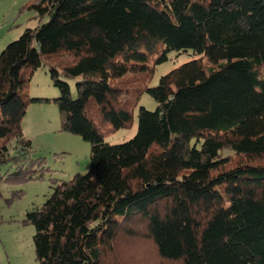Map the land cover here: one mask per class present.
Segmentation results:
<instances>
[{"label": "trees", "instance_id": "trees-1", "mask_svg": "<svg viewBox=\"0 0 264 264\" xmlns=\"http://www.w3.org/2000/svg\"><path fill=\"white\" fill-rule=\"evenodd\" d=\"M46 20L0 52L1 181L39 176L21 119L53 100L61 128L90 142L86 172L53 186L25 219L39 264H264V0H36ZM162 45L161 50L159 47ZM197 56L139 89L116 86L170 50ZM58 54L60 94L27 98L21 68ZM137 129L104 140L99 125ZM153 144H156L153 147ZM153 147V148H151ZM21 190H12L19 196ZM1 194V191H0Z\"/></svg>", "mask_w": 264, "mask_h": 264}, {"label": "rangeland", "instance_id": "rangeland-1", "mask_svg": "<svg viewBox=\"0 0 264 264\" xmlns=\"http://www.w3.org/2000/svg\"><path fill=\"white\" fill-rule=\"evenodd\" d=\"M36 0H0V52L4 46L17 38L26 27H34L41 20L39 11L34 6ZM162 45L159 47L161 50ZM158 52H150L147 67L144 70H129L115 77L116 86L128 88L135 93L147 86L156 85L166 71L197 55L191 50H170L167 58L156 62ZM58 54L40 55V63L30 62L21 68V76L26 79L27 98H53L60 94L59 88L53 84L51 67L59 71V77L67 80L71 87L72 96H76L75 79L64 74ZM138 104L148 109H154L157 101L144 88L139 93ZM23 134L31 140L29 155L31 158H41L35 167L44 165L38 171L39 176L29 180L0 183V264H39L36 258L33 234L35 226L25 219L28 210L40 206L53 186L60 181L72 178L77 172L87 171L90 160V142L80 134L63 130L60 124L58 108L53 100H30L25 114L21 119ZM106 142L115 143L129 139L137 129V117L130 126L110 129L109 122L99 125ZM156 144H153L155 147ZM151 147V148H153ZM15 168L8 162L0 166L1 172ZM12 190H21L19 196H14ZM145 260L134 261L140 254H130L126 264H151L157 254L154 250L147 252Z\"/></svg>", "mask_w": 264, "mask_h": 264}]
</instances>
